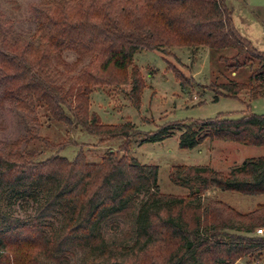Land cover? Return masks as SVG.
<instances>
[{
  "label": "trees",
  "instance_id": "obj_1",
  "mask_svg": "<svg viewBox=\"0 0 264 264\" xmlns=\"http://www.w3.org/2000/svg\"><path fill=\"white\" fill-rule=\"evenodd\" d=\"M32 14L43 38L36 46L12 40L0 20V101L20 110L42 103L50 116L75 122L99 142L123 141V154L108 150L91 162L79 150L71 160L56 153L38 160L22 147L35 137L32 129L27 138L0 141V264H262L264 205L240 212L205 193L264 194V155L227 173L209 164L175 165L170 182L189 191L172 195L160 192L156 165L127 153L138 134L140 143L158 142L174 131L182 149L205 139L264 146V114L246 109L237 117L220 114L141 132L129 120L104 124L89 111L91 87L114 83L129 86L127 98L139 109L144 80L132 65L134 54L170 47H205L234 73L214 83L215 100L242 92L248 101L264 96V52L238 32L225 0H51ZM65 48L78 61L90 57L78 74L75 63L58 57ZM172 68L180 86H189L192 79ZM243 70L248 74L238 80ZM6 194L30 202L32 211L13 214L3 207ZM116 219L128 222L129 244L105 237L103 226Z\"/></svg>",
  "mask_w": 264,
  "mask_h": 264
},
{
  "label": "rangeland",
  "instance_id": "obj_2",
  "mask_svg": "<svg viewBox=\"0 0 264 264\" xmlns=\"http://www.w3.org/2000/svg\"><path fill=\"white\" fill-rule=\"evenodd\" d=\"M48 1L51 0H0V20L6 34L12 40H28L38 45L43 38L32 8ZM225 4L232 13V22L238 32L255 49L264 52V0H225ZM87 55L78 61L77 53L65 48L58 57L71 65L75 63L73 74H78V69L90 58ZM216 58L205 47L137 51L132 65L139 69L144 80L139 109L127 98L129 86L114 83L91 87L89 111L96 112L104 124H119L129 120L141 132H153L160 126L176 122L207 120L220 114L237 117L246 109L264 114V96L248 101L247 94L242 92L236 98L218 95L215 100L216 92L213 89L216 90L217 85L213 86L214 83L224 82L225 77L234 76ZM57 66L64 70L61 65ZM172 67L184 77L192 79L189 86H180ZM247 74V70H243L236 78L244 80ZM30 129L35 137L22 143V147L35 153L38 160H44L55 153L71 160L79 150L91 162L100 161L108 150L123 154L120 147L123 141L99 142L98 137L89 135L75 122L66 123L50 116L42 103L35 102L32 110H20L7 100L0 101L1 142L27 138ZM178 137L179 132L174 131L161 141L140 143L142 134H138L128 146V156L142 164L158 167L157 182L161 193L184 195L189 191L187 186L170 182L169 172L175 165L209 164L214 170L227 173L247 158L264 155V146L210 139H205L194 148L182 149L178 146ZM191 186L196 184L192 183ZM143 197L140 195V198ZM205 197L221 200L240 212H249L257 205H264V194L243 195L212 188L205 193ZM2 204L22 218L32 211L30 202H22L8 194ZM128 230V222L122 219L111 220L103 226L105 237L114 243L129 244L131 239L127 236ZM258 234H263V231ZM261 262L264 264V257ZM236 264L256 262L248 263L247 259H240Z\"/></svg>",
  "mask_w": 264,
  "mask_h": 264
},
{
  "label": "built area",
  "instance_id": "obj_3",
  "mask_svg": "<svg viewBox=\"0 0 264 264\" xmlns=\"http://www.w3.org/2000/svg\"><path fill=\"white\" fill-rule=\"evenodd\" d=\"M258 231V233H262V230L261 229H259V230H257ZM256 264H257V262H256Z\"/></svg>",
  "mask_w": 264,
  "mask_h": 264
}]
</instances>
